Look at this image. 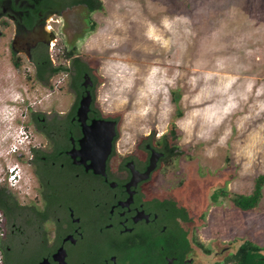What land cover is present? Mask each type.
Returning <instances> with one entry per match:
<instances>
[{"label":"rangeland","instance_id":"obj_1","mask_svg":"<svg viewBox=\"0 0 264 264\" xmlns=\"http://www.w3.org/2000/svg\"><path fill=\"white\" fill-rule=\"evenodd\" d=\"M101 1L90 31L82 6L57 18L53 59L65 63L76 43L94 70L97 105L121 119L120 149L149 132L163 136L173 123L171 143L180 154L155 180L162 195L186 208L188 227L210 249L200 251L199 264L222 260L245 239L263 245L264 190L250 211L224 198L212 204L210 195L225 186L248 194L264 172V0ZM24 70L0 58V119L12 126L9 117L25 103L68 108L64 74L44 87L29 79L31 68ZM16 130L5 128L0 140L14 142Z\"/></svg>","mask_w":264,"mask_h":264},{"label":"flooded vegetation","instance_id":"obj_2","mask_svg":"<svg viewBox=\"0 0 264 264\" xmlns=\"http://www.w3.org/2000/svg\"><path fill=\"white\" fill-rule=\"evenodd\" d=\"M63 3L0 0V58L6 57L17 73L31 68L29 79L44 87H51L59 73L51 74L49 67L44 72L47 82L38 80L43 56L53 67L70 65L67 58L56 63L52 55L58 40L54 23L71 9ZM60 73L72 96L68 108L43 111L25 103L9 117L17 127L15 141L0 140V264H199L201 248L188 227L186 208L157 188L155 176L172 164L164 157L162 136L149 132L120 149L121 119L97 105V79L94 84L83 75L77 95L69 76ZM91 74L95 77L92 68ZM87 92L91 102L84 123L115 122L104 174L95 173L88 167L91 161L78 154L84 134L77 110ZM12 126L0 119V137ZM153 155L158 156L155 166L141 178ZM169 202L189 217L176 218L184 233L179 238L169 237Z\"/></svg>","mask_w":264,"mask_h":264},{"label":"trees","instance_id":"obj_3","mask_svg":"<svg viewBox=\"0 0 264 264\" xmlns=\"http://www.w3.org/2000/svg\"><path fill=\"white\" fill-rule=\"evenodd\" d=\"M63 1L64 7L73 8L75 6H82L87 11L86 22L89 24L90 30L93 29L94 23L91 19V15L97 11L102 10L103 3L101 0H57V2ZM62 6V7H63ZM60 8V7H59ZM60 10V9H59ZM64 58L70 60V65H61L53 67L48 60V57L43 56L40 60L38 66V80L42 83H46L47 78L44 76V72L47 68L52 67V73H66L70 78V88L79 95V90L81 88V81L83 80V75L88 74L96 84V78L91 74V68L88 64L81 58L78 53L76 43L70 45L64 53ZM174 103H177L178 97L174 93ZM79 101V96L75 101L74 108L77 107ZM180 115V112L177 110L176 116ZM177 131L171 123V127L168 133L162 136L163 151L164 157L171 160L172 163L175 162L180 152L177 151V145L172 144L168 146L167 140H175ZM164 141V142H163ZM264 190V172L258 174L253 179V187L250 193L248 194H237L231 193L225 187L216 188L213 193L210 195V200L212 204L219 203L220 199H229L232 203V206L235 209L241 211H250L258 207ZM176 218L187 221L189 220L187 212L183 208H177L173 202H169V237H180L184 233L181 232L178 224L176 223ZM194 239L196 235L194 234ZM178 240V239H177ZM176 240V241H177ZM198 240H196L197 242ZM173 244V239L170 240V245ZM201 250L205 253H210V249L205 247L200 241L198 243ZM213 264H264V244L259 245L256 242L245 239L238 244L234 252L228 253L222 260L215 261Z\"/></svg>","mask_w":264,"mask_h":264},{"label":"water","instance_id":"obj_4","mask_svg":"<svg viewBox=\"0 0 264 264\" xmlns=\"http://www.w3.org/2000/svg\"><path fill=\"white\" fill-rule=\"evenodd\" d=\"M89 83V78L85 79L84 85ZM91 96L87 92L79 102L77 115L82 123L83 138L80 141L81 150L78 153L84 159L90 160L89 168L95 173L104 174L105 160L111 151L112 139L115 135V122L106 120L93 121L91 125H86L84 120L89 109ZM156 155L151 158V163L145 174L141 178H146L148 173L155 166Z\"/></svg>","mask_w":264,"mask_h":264}]
</instances>
